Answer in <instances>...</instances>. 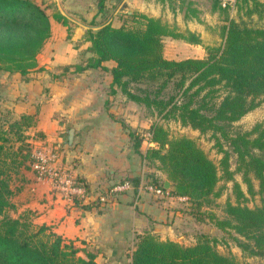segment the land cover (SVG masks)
Here are the masks:
<instances>
[{
    "label": "trees",
    "instance_id": "1",
    "mask_svg": "<svg viewBox=\"0 0 264 264\" xmlns=\"http://www.w3.org/2000/svg\"><path fill=\"white\" fill-rule=\"evenodd\" d=\"M103 2H99L100 9ZM48 7H54L52 14ZM236 8L240 15L229 20L223 43L206 45L203 57L165 56L164 36L194 43L201 39L194 32L183 33L159 18L134 12L120 16L119 25L110 21L87 29L85 39L89 44L82 56L90 54L74 69L101 68L112 76V92L119 88L152 115L157 113L202 133L210 132L223 153L219 164L187 135L170 136L157 121L147 126V132L140 127L136 144L141 145L142 139L148 144L145 171L142 177L127 175L119 182L127 180L137 185L141 181L143 187L148 184L168 195L185 197L193 209H200L221 195L222 187H217L220 179L232 181L235 199L225 201L223 214L212 210L206 213L216 228L237 234L230 232L242 251L264 258V204L251 207L244 202L247 194L264 196V122H256L247 130L232 128L235 121L264 100V24L254 20L264 18V2L236 0ZM51 18L69 24L57 6H43L37 0H0V73L26 74L38 66V55L51 35ZM220 87L225 94L218 98ZM34 123L35 116L26 113L18 117L8 114L0 122V264H99L90 251L85 257L80 255L74 240L64 238L50 226L34 223L31 212L14 214L12 197L20 190L13 186L14 180L22 169L31 167L39 148L35 142L41 138L39 132H29ZM232 154L236 156L234 168ZM155 162L170 180L169 188L151 169L150 164ZM67 170L90 194L87 204L73 197L79 210L113 200L114 196L101 201L96 192L108 194L114 184L91 190L83 178ZM237 172L246 190L235 178ZM131 264L250 263L220 252L207 233L200 234L192 244H184L145 232L136 236Z\"/></svg>",
    "mask_w": 264,
    "mask_h": 264
},
{
    "label": "crops",
    "instance_id": "2",
    "mask_svg": "<svg viewBox=\"0 0 264 264\" xmlns=\"http://www.w3.org/2000/svg\"><path fill=\"white\" fill-rule=\"evenodd\" d=\"M72 2L76 6L73 12L91 23H79L74 18L68 25L52 21L38 66L26 74L1 72L0 96L10 116L34 115L29 132H39L41 138L35 140L38 147L56 153L62 167L94 190L116 184L127 175L142 177L148 146L144 139L141 145L136 144L137 130L144 125V105L129 100L119 88L112 92V76L101 68L75 71L74 65L90 54L82 56L89 44L86 30L110 21L119 25L120 16L140 12L177 31L196 33L200 43L174 39L197 47V54L185 57H203L206 45L223 43L225 27L240 13L236 0H104L103 9L100 0ZM62 3L71 14L66 2ZM151 169L164 182L169 180L160 169ZM13 186L20 187L12 197L14 214L31 212L34 223L50 226L74 240L80 255L85 257L90 251L99 264H131L138 234L151 232L177 241V233L183 229L181 208L185 199L156 194L141 181L137 185L131 181L129 188L111 202L94 203L81 210L65 200L50 179L39 178L32 165L22 169Z\"/></svg>",
    "mask_w": 264,
    "mask_h": 264
},
{
    "label": "rangeland",
    "instance_id": "3",
    "mask_svg": "<svg viewBox=\"0 0 264 264\" xmlns=\"http://www.w3.org/2000/svg\"><path fill=\"white\" fill-rule=\"evenodd\" d=\"M38 2L42 3L43 6L46 4H51L53 6H57L58 10L67 14L66 9L62 1L66 5L69 6L68 10L71 14H67L68 22L73 21L72 19L76 20L79 23L83 24H90L89 20L85 18L83 15H79L74 13V8L76 7L74 2L71 0H37ZM75 6V7H74ZM52 8L48 7L47 11L52 14ZM76 9V8H75ZM72 18V19H71ZM51 20L55 23L58 21L54 18ZM254 20H257V24H264V18L258 20L256 17ZM61 24V22H58ZM72 31L71 33H73ZM175 37L164 36L163 37V44H164V54L169 58H182L189 54H197L198 49L197 47H192L187 44L182 43L179 40L174 39ZM181 39V38H180ZM205 49V47H204ZM200 50V49H199ZM206 54V50H205ZM218 98H221L225 94V89L220 87L218 91ZM3 97L0 96V122L6 117L8 114L3 106ZM145 108V107H144ZM153 121H157L158 123L162 124L165 128H167L170 136H180V135H187L193 139L207 152L209 157H211L217 164H219L220 159L223 155L222 152L218 151V147L215 145V139L211 135L210 132L202 133L198 129L192 128L189 125H183L180 121L173 119V118H164L160 114H150V112L145 108L143 113V128L142 132H147V126ZM262 121L264 122V100L262 103L257 106L256 108L250 110L245 115H243L239 120L235 121L232 125L234 130H247L250 129L256 122ZM147 144V143H146ZM148 145V144H147ZM227 147V145H226ZM235 158L234 154L231 155V163L232 168L235 166ZM153 168H157V162L150 164ZM159 169V168H157ZM163 174L166 176V173L161 170ZM235 178L241 182L242 187L246 190V184L242 180V175L240 172L235 174ZM217 187H222V193L220 196L216 197L213 204L209 206L203 205L200 209H193L190 203L185 200L183 201L182 206L184 209L181 208V212L184 213L181 215V222L183 229L180 230L177 235L179 236V242L184 244H191L194 243L200 234L207 233L211 237H213L216 241L217 249L222 253L232 254L237 259L242 262L250 263V264H264V258L260 255H248L236 244V241L233 239L232 234L237 235L233 231H224L216 226L213 225V221L209 218L206 212L212 210L216 212V214L222 215L223 214V204L225 201L230 197L231 200H234L235 197L232 194V181H225L223 178L219 180L217 183ZM248 199L244 201L247 205L253 207L255 205H262L264 204V196L261 194L250 195L247 194ZM207 210V211H206ZM184 235V236H182ZM160 238V237H159Z\"/></svg>",
    "mask_w": 264,
    "mask_h": 264
},
{
    "label": "built area",
    "instance_id": "4",
    "mask_svg": "<svg viewBox=\"0 0 264 264\" xmlns=\"http://www.w3.org/2000/svg\"><path fill=\"white\" fill-rule=\"evenodd\" d=\"M227 2L223 1L225 5ZM35 161L32 163L34 170L39 178H48L52 181L53 187L62 194L65 200L74 202L73 197L86 201L89 199L90 194L87 193L86 187L78 183L75 179V176L69 172L65 167H62L58 163V156L56 153L38 148L35 151ZM130 182H118L111 186L108 190V194H103L96 192V196L99 197L101 201H108L115 196L117 192L129 188ZM145 188L160 195H168L167 192L161 188L154 187L152 185H145ZM185 199V197H182Z\"/></svg>",
    "mask_w": 264,
    "mask_h": 264
},
{
    "label": "water",
    "instance_id": "5",
    "mask_svg": "<svg viewBox=\"0 0 264 264\" xmlns=\"http://www.w3.org/2000/svg\"><path fill=\"white\" fill-rule=\"evenodd\" d=\"M165 186L168 188L170 186V180L165 181Z\"/></svg>",
    "mask_w": 264,
    "mask_h": 264
}]
</instances>
